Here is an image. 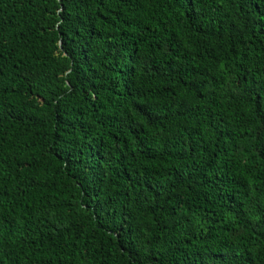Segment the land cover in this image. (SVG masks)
Here are the masks:
<instances>
[{
  "label": "trees",
  "instance_id": "obj_1",
  "mask_svg": "<svg viewBox=\"0 0 264 264\" xmlns=\"http://www.w3.org/2000/svg\"><path fill=\"white\" fill-rule=\"evenodd\" d=\"M0 264H264V0H0Z\"/></svg>",
  "mask_w": 264,
  "mask_h": 264
}]
</instances>
